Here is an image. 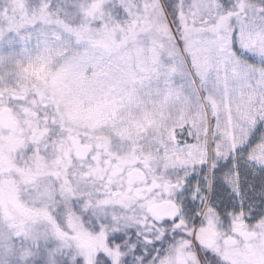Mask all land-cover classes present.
<instances>
[{"label": "snow or ice", "instance_id": "snow-or-ice-1", "mask_svg": "<svg viewBox=\"0 0 264 264\" xmlns=\"http://www.w3.org/2000/svg\"><path fill=\"white\" fill-rule=\"evenodd\" d=\"M0 264H264V0H0Z\"/></svg>", "mask_w": 264, "mask_h": 264}]
</instances>
